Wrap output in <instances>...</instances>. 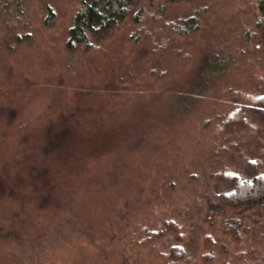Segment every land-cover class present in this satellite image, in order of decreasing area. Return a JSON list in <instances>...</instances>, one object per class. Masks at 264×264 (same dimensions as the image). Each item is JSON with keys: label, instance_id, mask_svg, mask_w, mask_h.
Segmentation results:
<instances>
[{"label": "rangeland", "instance_id": "obj_1", "mask_svg": "<svg viewBox=\"0 0 264 264\" xmlns=\"http://www.w3.org/2000/svg\"><path fill=\"white\" fill-rule=\"evenodd\" d=\"M255 3L196 0L182 8L156 9L157 13L144 17V24L148 20L147 25L156 26L163 17H176L180 10L200 11L202 19L196 33L181 36L174 48L172 45L170 51L158 55L147 47L142 49V41L129 38L128 22L110 34L98 53L69 52L64 48L66 30L79 0H0V109L14 110L10 127L5 126L8 140L0 142V165L10 159L7 164L15 170L12 160L22 154L18 146L21 134L62 110H72L90 96L85 105L104 112L105 122L111 123L94 143L98 148L105 146L106 134L120 142L119 147L108 149V154L93 149L96 156L83 163L87 175L97 172L100 162L115 165L113 186L92 190L91 206H86L90 215H103L106 210L101 209L99 195L112 193L111 200L106 196L104 206H114L115 250L125 243L119 236L133 230L134 219L171 215L194 228L197 251L205 250L202 237L209 234L212 264H254L249 255L240 258L237 253L258 244L252 230L262 228L248 222L238 230V238H233L223 225L229 216L210 219L199 208L211 186L210 167H235L241 158L228 156L214 122L228 105L224 98L229 89L242 92L250 83L254 56L247 58L252 50L246 49L241 35L253 25ZM50 10L54 22L49 21ZM218 50L231 55L222 78L205 87L196 99L186 101L180 110L176 102L179 89L188 88L186 78L194 77L202 56ZM160 66L167 70H155ZM160 70L165 73L159 74ZM172 111L178 114L172 116ZM19 123H28V128L18 129ZM126 127L134 129L128 139ZM94 248L75 242L43 252L31 249L19 254L20 264H91L97 259L92 255ZM129 252L128 264H163L146 248L132 247ZM200 252L192 264H203ZM113 258L117 261L118 255Z\"/></svg>", "mask_w": 264, "mask_h": 264}, {"label": "trees", "instance_id": "obj_2", "mask_svg": "<svg viewBox=\"0 0 264 264\" xmlns=\"http://www.w3.org/2000/svg\"><path fill=\"white\" fill-rule=\"evenodd\" d=\"M194 1L79 0L80 4L70 16L64 48L69 52L98 53L110 34L128 22L129 38L142 41V49L147 47L160 55L168 49L170 51L172 45L174 48L175 41L181 36L197 32L201 13L180 10L176 17H163L156 26L147 25L148 20L144 24V17L154 15L156 9L163 10L166 6L182 8ZM254 9L253 25L241 35L246 49L252 50L247 58L250 60L252 54L254 56L250 83L242 92L229 89L224 98L228 105L214 122L217 138L226 147L228 156L232 158L236 154L241 158L236 160L235 167H210L211 186L205 189L199 210L210 219L217 215L229 216L223 225L233 238H238V230L248 222L257 229L261 227V231L252 230V233H257L258 244H253L247 251H238L237 255L240 258L249 255L253 258L252 263L264 264V0H256ZM49 21H55L51 10ZM230 56L221 50L202 56V64L194 77L186 78L188 88H178L181 94H178L176 102L180 110L186 101L196 99L205 87L222 78L221 74L231 62ZM158 69L166 71L167 66L155 70ZM161 70L159 74L165 73ZM91 99L88 96L72 110H62L21 134L18 146L23 150L17 160H12L15 170L11 171L7 164L10 159L2 161L0 264H20L19 254L31 249L43 252L65 248L75 242H86L95 247L92 255L97 259L91 264H128L132 247L148 249L163 264L194 263L200 252L197 251L198 244H195L197 234L193 227L173 219L171 215L146 221H143L146 218L134 219L133 230H126L128 232L124 231L119 236L125 243L115 250L116 220L111 216L114 206L110 203L104 206L107 197L111 200L112 193L99 195L98 202L102 211L106 210L105 214L90 215L88 212L86 206H91V191L113 186L115 165L100 162L97 172L87 175L88 169L83 163L96 156L93 149H97L100 155L108 154V149L117 148L120 143L109 134L103 139L105 146L102 144L98 148L94 143L101 130L111 123L105 122L108 119L104 112L93 111L91 106L85 105ZM172 112V116L178 114ZM0 114L4 119L0 123V142L4 143L8 140L5 126L10 127L14 110L4 107ZM27 124L19 123L18 129L28 128ZM125 130L128 131L125 139H128L134 129L126 127ZM123 144L126 143L123 141ZM202 238L205 250L199 253V257L203 264H212L210 236L204 234ZM113 254L118 255L117 261Z\"/></svg>", "mask_w": 264, "mask_h": 264}]
</instances>
